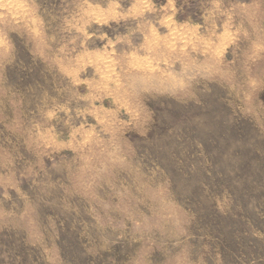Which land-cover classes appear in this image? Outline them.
<instances>
[{"label": "rangeland", "instance_id": "rangeland-1", "mask_svg": "<svg viewBox=\"0 0 264 264\" xmlns=\"http://www.w3.org/2000/svg\"><path fill=\"white\" fill-rule=\"evenodd\" d=\"M0 264H264V0H0Z\"/></svg>", "mask_w": 264, "mask_h": 264}]
</instances>
